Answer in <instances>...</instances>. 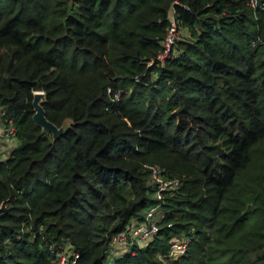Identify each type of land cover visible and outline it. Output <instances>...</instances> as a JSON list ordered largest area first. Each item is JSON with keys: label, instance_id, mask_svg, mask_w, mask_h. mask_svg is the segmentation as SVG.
Here are the masks:
<instances>
[{"label": "trees", "instance_id": "trees-1", "mask_svg": "<svg viewBox=\"0 0 264 264\" xmlns=\"http://www.w3.org/2000/svg\"><path fill=\"white\" fill-rule=\"evenodd\" d=\"M248 1L0 0V264H105L156 204L157 236L114 264H264V9ZM35 92L59 138L33 123ZM152 166L180 182L160 201Z\"/></svg>", "mask_w": 264, "mask_h": 264}, {"label": "built area", "instance_id": "built-area-1", "mask_svg": "<svg viewBox=\"0 0 264 264\" xmlns=\"http://www.w3.org/2000/svg\"><path fill=\"white\" fill-rule=\"evenodd\" d=\"M248 2L249 5L253 8L260 6L262 9H264V1L259 3L257 0H249ZM170 20L171 26L167 32L165 39L163 40V48L156 56V61H158L159 63H164L166 59L170 58L173 55V46L175 45L177 38L181 34V30H179V28L177 27L176 21L173 19V16L170 17ZM13 135V128H6L0 123V161H4L8 157L10 148L11 146H13ZM149 171L150 180L155 189V199L159 201L163 200L166 193L176 190L180 185L179 180L165 177L162 174V170L160 167H149ZM159 211L160 204H156L146 212L145 221L143 223L135 224L129 229L128 232L116 235L110 245L109 255L111 253L117 254V251H120L117 247H121L124 249L123 251L127 252L131 250V247L134 245V243H137L141 246V244L146 243L153 237L157 236L159 232L157 214L159 213ZM185 242V240L176 241V243H174L170 248L169 257L172 259H176L177 257L184 255L187 252L188 245V241L186 243ZM117 255L122 256L123 254L120 253ZM69 257L70 255H67V253H62L59 256V259H57V261L59 262H57L56 264H73V262H69Z\"/></svg>", "mask_w": 264, "mask_h": 264}, {"label": "water", "instance_id": "water-1", "mask_svg": "<svg viewBox=\"0 0 264 264\" xmlns=\"http://www.w3.org/2000/svg\"><path fill=\"white\" fill-rule=\"evenodd\" d=\"M42 98L43 96L41 92L33 93L31 101L33 110L32 121L35 126L43 130L45 133L50 134L53 139L59 138L62 132L44 118V112L40 105Z\"/></svg>", "mask_w": 264, "mask_h": 264}, {"label": "rangeland", "instance_id": "rangeland-1", "mask_svg": "<svg viewBox=\"0 0 264 264\" xmlns=\"http://www.w3.org/2000/svg\"><path fill=\"white\" fill-rule=\"evenodd\" d=\"M42 96H43V94H42ZM42 100H43V98L41 99V102H42ZM11 143H12V141H11ZM186 242L188 241V240H185ZM185 242V243H186ZM174 243H176V241H174V242H172L171 243V245H170V248H171V246L174 244ZM188 243V242H187ZM120 251H117V254H125V253H128V252H130V251H127V252H125V251H123L124 249L123 248H121V247H117ZM169 251H170V249H169ZM117 254H112V256L111 257H114V255H115V257H121L120 255H117ZM117 255V256H116ZM111 262H110V260H109V258L107 259V261L105 262V264H110Z\"/></svg>", "mask_w": 264, "mask_h": 264}, {"label": "crops", "instance_id": "crops-1", "mask_svg": "<svg viewBox=\"0 0 264 264\" xmlns=\"http://www.w3.org/2000/svg\"><path fill=\"white\" fill-rule=\"evenodd\" d=\"M112 256V253L109 255V260H110V262L111 263H115V261L118 259V257H115V255H114V257H111Z\"/></svg>", "mask_w": 264, "mask_h": 264}]
</instances>
